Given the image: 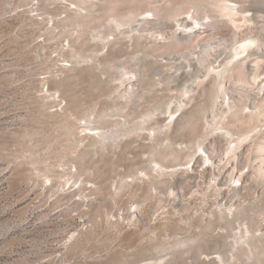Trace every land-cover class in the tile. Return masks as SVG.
Wrapping results in <instances>:
<instances>
[{
	"label": "rangeland",
	"instance_id": "obj_1",
	"mask_svg": "<svg viewBox=\"0 0 264 264\" xmlns=\"http://www.w3.org/2000/svg\"><path fill=\"white\" fill-rule=\"evenodd\" d=\"M178 1L0 0V264H264L256 148Z\"/></svg>",
	"mask_w": 264,
	"mask_h": 264
},
{
	"label": "bare ground",
	"instance_id": "obj_2",
	"mask_svg": "<svg viewBox=\"0 0 264 264\" xmlns=\"http://www.w3.org/2000/svg\"><path fill=\"white\" fill-rule=\"evenodd\" d=\"M146 6L145 3L138 5L140 14ZM187 6L179 0L173 19L185 26L192 23L193 18L202 21L194 20L191 26L179 28L176 34L189 41L198 28H205L201 41L203 53L199 60L196 57L190 62L208 84L214 85L212 93L209 91L213 101L231 103L227 110L231 122L237 124L233 129L235 138L244 134L250 137L258 162L246 161L247 166L264 181V0H198L191 20L185 14L190 7ZM144 17L142 14L138 20ZM243 143L241 149L246 147ZM197 156L191 160H196ZM237 162L239 166L245 163L240 157ZM241 179L245 180V176ZM247 220L253 238L264 236L254 229L255 226L264 229V223L258 222L254 215ZM217 257L223 259L221 255Z\"/></svg>",
	"mask_w": 264,
	"mask_h": 264
},
{
	"label": "built area",
	"instance_id": "obj_3",
	"mask_svg": "<svg viewBox=\"0 0 264 264\" xmlns=\"http://www.w3.org/2000/svg\"><path fill=\"white\" fill-rule=\"evenodd\" d=\"M43 89H44V92H45V93H50V92H48L46 86H44ZM52 97H53V99L56 100V101H60V99H61L60 96H59L57 93L52 94ZM58 107H61V105L58 104Z\"/></svg>",
	"mask_w": 264,
	"mask_h": 264
}]
</instances>
